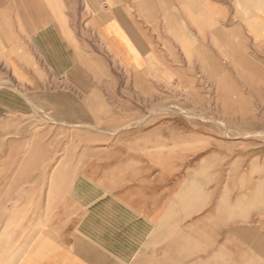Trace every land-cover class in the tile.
I'll use <instances>...</instances> for the list:
<instances>
[{"label": "crops", "instance_id": "1", "mask_svg": "<svg viewBox=\"0 0 264 264\" xmlns=\"http://www.w3.org/2000/svg\"><path fill=\"white\" fill-rule=\"evenodd\" d=\"M234 16L231 0H0V148L55 163L31 169L0 264H264V205L207 196L214 125L144 120L174 99L264 130L263 45Z\"/></svg>", "mask_w": 264, "mask_h": 264}, {"label": "rangeland", "instance_id": "2", "mask_svg": "<svg viewBox=\"0 0 264 264\" xmlns=\"http://www.w3.org/2000/svg\"><path fill=\"white\" fill-rule=\"evenodd\" d=\"M231 7L232 14L235 15L232 23L241 22L255 36L256 41L263 45L264 53V0H231ZM189 104L184 100L181 107L174 99H168L167 112L161 110V113L153 114V111L144 115V120H149L150 117L154 120H174L181 117L184 121L212 123L216 139L215 149L223 156L216 158L214 184L207 194L210 201L213 205H264V167L255 170L254 163L242 160L244 153H254L257 150L256 152L264 154V130L258 133L242 132V122L236 113H231L234 117L232 120L228 119L230 115L222 111H215L213 114L192 113L185 108ZM176 106L180 109L175 110ZM175 111L181 114H176ZM38 119L47 121L50 116L41 114ZM41 148L39 147L36 158L45 157ZM30 150L29 145H15L13 140L11 144L0 148V233L6 228L14 229L11 223L19 217L18 208L31 201V169L39 165V170L46 173L55 164L52 160H30ZM43 181L45 177L35 178L33 186L37 183L41 186ZM25 216L23 213V217ZM29 228L23 227V233H28Z\"/></svg>", "mask_w": 264, "mask_h": 264}, {"label": "bare ground", "instance_id": "3", "mask_svg": "<svg viewBox=\"0 0 264 264\" xmlns=\"http://www.w3.org/2000/svg\"><path fill=\"white\" fill-rule=\"evenodd\" d=\"M116 16V15H115ZM110 42V41H109ZM111 43V42H110ZM113 48V47H112ZM116 49V48H115ZM117 50V49H116ZM168 82V81H167ZM190 114V113H189ZM225 126V125H224ZM131 127V126H130ZM87 128H89V127H87ZM115 133V132H114Z\"/></svg>", "mask_w": 264, "mask_h": 264}]
</instances>
